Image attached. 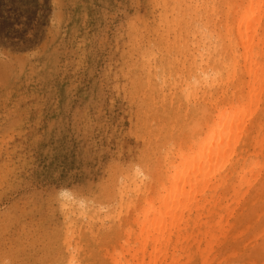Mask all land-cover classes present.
<instances>
[{
	"label": "rangeland",
	"instance_id": "1",
	"mask_svg": "<svg viewBox=\"0 0 264 264\" xmlns=\"http://www.w3.org/2000/svg\"><path fill=\"white\" fill-rule=\"evenodd\" d=\"M232 1L0 0V264H113L141 205L127 178L147 171L156 190L191 136L205 104L179 92L208 48L228 60L226 22L250 79ZM263 182L231 205V264H264Z\"/></svg>",
	"mask_w": 264,
	"mask_h": 264
},
{
	"label": "bare ground",
	"instance_id": "2",
	"mask_svg": "<svg viewBox=\"0 0 264 264\" xmlns=\"http://www.w3.org/2000/svg\"><path fill=\"white\" fill-rule=\"evenodd\" d=\"M232 2L225 0L229 11L236 6ZM263 24L264 0H242L237 10L235 44L244 51L248 81L239 76V54L226 22L228 60L222 56L223 62L218 64L220 58L208 48L210 70L201 69L197 76L201 81L190 82L179 92L188 106L197 100L205 109L193 107L196 123L191 136L179 144L173 158L166 157L168 162L156 190L151 188L154 182L149 172L133 171L128 176L129 187L140 197L141 205L127 228L124 243L112 255L113 264H231L232 255L220 258L226 254L221 247L231 229L237 227L231 222L236 213L231 205L239 208L243 201L244 205L249 202L247 195L253 183L264 173V162L258 161L256 154V148L264 143L259 132L264 119ZM219 65L223 71L217 70ZM222 72V79L216 77ZM234 79L238 83L230 94L219 90L221 83L230 85ZM244 186H248L247 191ZM150 191L154 195L148 198ZM243 212L241 208L240 214Z\"/></svg>",
	"mask_w": 264,
	"mask_h": 264
}]
</instances>
